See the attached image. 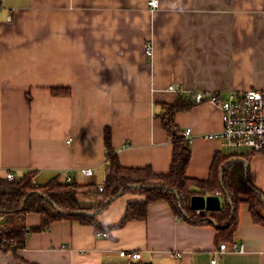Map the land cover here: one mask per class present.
Segmentation results:
<instances>
[{
    "label": "crops",
    "instance_id": "1",
    "mask_svg": "<svg viewBox=\"0 0 264 264\" xmlns=\"http://www.w3.org/2000/svg\"><path fill=\"white\" fill-rule=\"evenodd\" d=\"M148 1L0 0V178L7 170L17 179L35 171L39 184L56 176L103 184L106 128L123 166L167 173L173 142L157 115L162 103L179 94L228 97L264 86V0H158L155 7ZM58 86L70 93L54 94ZM175 120L191 129V177L208 179L217 152L249 155L252 181L264 192V152L232 150L242 146L207 136L224 127L217 104L196 102ZM201 195L217 196L219 207L225 202L220 191ZM100 199L96 192L79 197L84 207ZM144 199L136 190L122 193L101 211L100 223L117 225L129 202ZM40 224L38 213L24 214L25 245L0 249V264H129L123 249L141 253L131 264H264V226L247 202L234 234L245 250L221 253L216 263L217 225L189 221L164 199L109 237L77 219L35 230Z\"/></svg>",
    "mask_w": 264,
    "mask_h": 264
},
{
    "label": "trees",
    "instance_id": "2",
    "mask_svg": "<svg viewBox=\"0 0 264 264\" xmlns=\"http://www.w3.org/2000/svg\"><path fill=\"white\" fill-rule=\"evenodd\" d=\"M52 92L56 95H67L70 88L52 87ZM27 99L31 100L30 94L27 95ZM194 103L196 101L192 94L189 93L188 97L179 94L174 101L162 103L163 111L157 114L173 142L172 162L167 173L155 172L149 166H123L110 143V130L106 128L107 175L102 190L93 184L62 181L59 176L46 183L35 184V171L26 172L15 182L1 177L0 215L4 216V219L0 223V249L15 252L24 247L27 231L23 221L24 214L28 212H35L41 216V224L35 230H46L51 222L69 218L93 225L97 232L106 233L105 236L109 237L112 229L121 227L131 220L145 218L149 202L156 199L168 201L177 215L192 222L215 224L209 218L219 224L229 222L227 226H217L219 230L216 236L217 244L221 241L235 240L238 210L242 202L249 204L254 221L264 226V192L253 183L250 165L246 173L245 163L240 159L234 160L238 154L223 155L217 152L208 179H198L187 173L192 154L191 147L189 139L176 123L175 114L191 108ZM256 152L258 151L253 150V153ZM247 160L250 162L249 155ZM149 185L156 186L148 188ZM121 190L122 193L136 190L144 194L146 199L129 202L120 222L115 226L105 227L99 221V214L113 199L122 194ZM212 191H220L224 196L223 206L208 209L204 214H200L191 206L192 196ZM85 192L98 193L100 203L94 207L82 206L79 197Z\"/></svg>",
    "mask_w": 264,
    "mask_h": 264
},
{
    "label": "built area",
    "instance_id": "3",
    "mask_svg": "<svg viewBox=\"0 0 264 264\" xmlns=\"http://www.w3.org/2000/svg\"><path fill=\"white\" fill-rule=\"evenodd\" d=\"M158 0H149V5L155 7L158 5ZM145 53L147 57L153 55V47L151 42L145 45ZM170 88L174 89L171 85ZM196 102L211 101L217 104L223 111L224 127L216 134L207 135L220 136L227 140L228 143L247 146L258 152H264V86L260 88H250L241 92H233L228 97H222L219 94L208 95L204 92L190 93ZM187 139L191 137V129L184 131ZM85 175H92L93 169L85 167L81 169ZM5 177L10 181H17V178L12 170H7ZM68 181H72L69 177ZM34 183L37 182L34 179ZM99 190L104 189V183L97 186ZM2 215H0L1 217ZM97 235H106L103 232H97ZM245 247L243 243L237 240L227 242L221 241L214 251L212 262L216 263L221 253L227 251L243 252ZM120 254L126 257L129 264L134 259H140L139 251L121 250ZM175 255L181 256V252H176Z\"/></svg>",
    "mask_w": 264,
    "mask_h": 264
},
{
    "label": "water",
    "instance_id": "4",
    "mask_svg": "<svg viewBox=\"0 0 264 264\" xmlns=\"http://www.w3.org/2000/svg\"><path fill=\"white\" fill-rule=\"evenodd\" d=\"M237 159H240L245 163V171H246V173H248V168H249L248 160L243 158V157H238L234 160H237ZM155 186L156 185H149L148 188L155 187ZM122 192H123V190L120 191V193H122ZM191 206L194 209L198 208L200 214H204L206 212V210H208V209L219 208L218 197L214 196V195H201V194L200 195H194V196H192V199H191ZM81 212H85V211H81ZM185 216H187L186 213H185ZM209 219H211L215 223V225H217L219 227H224V226H227L229 224V222H227L225 224H219V223L215 222L214 219H212V218H209Z\"/></svg>",
    "mask_w": 264,
    "mask_h": 264
},
{
    "label": "rangeland",
    "instance_id": "5",
    "mask_svg": "<svg viewBox=\"0 0 264 264\" xmlns=\"http://www.w3.org/2000/svg\"><path fill=\"white\" fill-rule=\"evenodd\" d=\"M247 146H242V147H233L232 148V150H237V151H246L247 150V148H246ZM235 148H238V149H235Z\"/></svg>",
    "mask_w": 264,
    "mask_h": 264
}]
</instances>
